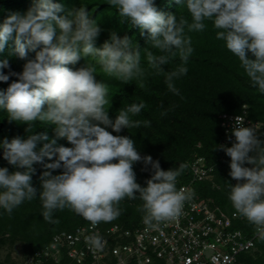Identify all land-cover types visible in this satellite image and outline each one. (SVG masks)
<instances>
[{
  "label": "clouds",
  "instance_id": "9594fccd",
  "mask_svg": "<svg viewBox=\"0 0 264 264\" xmlns=\"http://www.w3.org/2000/svg\"><path fill=\"white\" fill-rule=\"evenodd\" d=\"M100 1L91 0L95 7ZM174 2L186 6L191 24L159 11L156 0H110L119 17L138 27L141 36L147 33L150 47L162 53L147 52L151 68L163 72L162 66L179 56L182 65L166 75L169 91L180 94L174 81L187 74L183 65L194 51L185 28L203 31L204 21L211 20L219 30L216 38L238 57L252 86L264 94V0ZM69 3L70 7L62 0H35L26 14L12 13L0 23V53L14 35L15 53L27 61L22 73H11L18 82L0 90V111L7 113L9 122L28 125V133L34 122H46L54 126L55 134L54 139L47 132H38L0 142L3 158L16 169L10 173L7 167L0 168V209L11 214L24 201L37 197L32 177L35 166L43 165L46 170L40 177L39 198L45 221L58 222L53 220V213L69 208L93 226L108 223L120 216L119 202L135 199L137 194L143 201L145 225L155 228L175 220L190 198L185 189L177 188L178 177L187 165L162 170L158 160L140 154L134 139L107 130L120 133L139 127L140 122L131 117L139 115L146 105L123 106L115 121L111 120L105 107L109 103L108 85L97 78L96 68L91 66L99 64L104 72L123 81L141 78V51L133 46L132 39H121L115 31L107 41L93 10ZM67 10L70 13L64 12ZM29 51L36 53L34 59H29ZM87 57L91 60L86 67L69 68ZM6 68L9 61H0V82L10 79L3 73ZM231 135L235 138L231 147L219 146L231 158L229 175L237 181L230 187L229 199L237 213L264 232V140L253 126L245 127L243 116L235 117ZM65 139L71 147L58 144ZM54 158V162L44 163ZM138 162L150 165L153 172L146 187L137 183L134 165ZM60 169L62 174L53 175ZM215 173L216 169L204 182L212 181ZM189 183L191 179L185 184ZM86 242L97 250L105 244L99 233L89 235ZM51 247L55 248V243Z\"/></svg>",
  "mask_w": 264,
  "mask_h": 264
},
{
  "label": "trees",
  "instance_id": "16d2710c",
  "mask_svg": "<svg viewBox=\"0 0 264 264\" xmlns=\"http://www.w3.org/2000/svg\"><path fill=\"white\" fill-rule=\"evenodd\" d=\"M70 7L69 2L78 8L86 6L96 14L97 23L106 34L107 41L110 33L115 31L123 39L128 36L133 40V46L141 51V66L144 76L123 81L120 78L109 75L97 64V78H102L108 85L109 103L105 106L109 109V118L115 121L118 112L123 106L131 103L145 102V108L137 116H132L133 121H139V127L123 129L113 135L128 136L134 139L142 156H151L153 161H159L162 170L178 168L180 164L187 167L178 177L177 188L190 180L188 165L194 159L202 157L207 164L215 166L214 179L209 182L195 184L197 197L200 200L212 199L222 210H233L229 199L232 178L230 177L231 158L219 146L231 147L235 138L225 135L220 125L221 115H241L243 107H247L249 119L262 124L258 137L264 140V94L259 93L253 87L244 69L241 67L238 57L232 54L225 46V42L218 40L217 30L211 20H205L203 31H188L185 34L191 38V46L194 49L189 57L186 75L174 81L179 95L169 91L165 83L167 73L176 70L182 65L179 56L171 60L169 64L162 66L164 71L157 72L151 68L147 60V52L161 55L157 49L150 47L147 33L140 35V29L130 22L119 17L117 9L110 6V0H101L95 5L91 0H62ZM35 0H0V23L12 13L26 14L34 6ZM159 11L176 15L178 20L183 18L191 24L192 17L186 6L176 4L174 0H156ZM94 7V8H92ZM69 12L67 11H64ZM70 13V12H69ZM60 15V14H59ZM100 15V17H98ZM71 16H69V19ZM15 36L0 53V61L7 59L9 68L3 69L5 75H10L7 83L0 82V90H6L11 83L18 82L17 76L11 73H22L25 60L19 59L15 53ZM39 49H37L38 51ZM36 53L29 51V59H34ZM254 58V57H253ZM91 59H81L76 65H70L72 70L86 67ZM167 113L162 115V113ZM147 122V123H146ZM28 125L9 122L6 112L0 111V142L20 136L38 132H47L50 139L55 138L54 126H48L46 122H34V126L27 132ZM59 145L71 147L65 140H59ZM42 146V145H41ZM45 159L46 163L54 162ZM115 162V161H114ZM246 167L250 165H245ZM252 166V165H251ZM7 167L9 172L16 171L3 158L0 150V168ZM36 174L32 177L33 187L37 189V197L31 201H24L15 208L11 214L0 209V253L3 248H14L17 244L23 247V258L32 256L38 250L49 246L54 236L60 232L73 233L77 229L92 225L83 217L77 215L69 208L56 210L53 213L51 223L43 220L42 201L39 198L41 187L40 177L46 170L43 165H36ZM62 169L53 172V175L62 174ZM137 175V183L146 187V181L153 174L151 166L143 162L134 165ZM143 201L138 194L135 199L125 198L120 201L118 207L120 216L115 220L99 225L109 228L120 225L125 228L139 227L143 222L144 213L141 210ZM246 224H239V228ZM246 264H264V240L257 242V251L254 255L243 258ZM69 262L65 260V264ZM0 264H19L10 255L1 260ZM50 264V263H49Z\"/></svg>",
  "mask_w": 264,
  "mask_h": 264
},
{
  "label": "built area",
  "instance_id": "2783aa9c",
  "mask_svg": "<svg viewBox=\"0 0 264 264\" xmlns=\"http://www.w3.org/2000/svg\"><path fill=\"white\" fill-rule=\"evenodd\" d=\"M236 116L245 117V127L253 126L258 135L262 125L249 119L247 107L241 115H222L221 127L231 135ZM251 168L252 166H248ZM191 183L178 187L185 189L190 198L181 215L158 227L140 224L127 229L120 225L103 228L99 224L62 232L58 240L38 250L19 264H246L245 256L254 255L257 242L264 240V232L249 223L233 208L226 212L212 199L200 200L194 183L212 178L215 166L198 157L188 165ZM237 183L232 179L231 184ZM239 224L246 227L239 228ZM99 233L104 241L102 250L91 247L86 238ZM55 243L56 247L51 245Z\"/></svg>",
  "mask_w": 264,
  "mask_h": 264
},
{
  "label": "rangeland",
  "instance_id": "374dc122",
  "mask_svg": "<svg viewBox=\"0 0 264 264\" xmlns=\"http://www.w3.org/2000/svg\"><path fill=\"white\" fill-rule=\"evenodd\" d=\"M23 247L21 244H17L14 248L5 247L0 253V259L4 260L7 256H11L15 261L19 262L23 259Z\"/></svg>",
  "mask_w": 264,
  "mask_h": 264
}]
</instances>
